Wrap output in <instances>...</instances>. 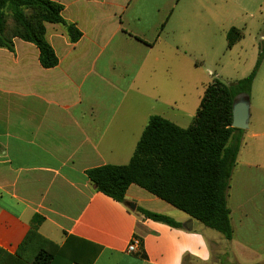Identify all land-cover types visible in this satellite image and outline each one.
Listing matches in <instances>:
<instances>
[{"label":"crops","instance_id":"obj_1","mask_svg":"<svg viewBox=\"0 0 264 264\" xmlns=\"http://www.w3.org/2000/svg\"><path fill=\"white\" fill-rule=\"evenodd\" d=\"M51 1L82 34L70 43L62 26L45 24L58 65L43 69L24 41L0 52L11 66L7 77L14 66L22 70L21 85L0 89V249L13 255L34 228L57 246L68 237L99 246L93 264H264V60L249 96H239L248 98L249 119L227 192L230 241L136 185L121 204L86 176L127 165L151 116L188 128L159 108L156 68L168 69L190 34L213 39L235 28V47L250 24L264 47V0ZM240 11L249 23L238 21ZM137 208L180 227L145 219ZM134 237L140 244L129 254Z\"/></svg>","mask_w":264,"mask_h":264},{"label":"trees","instance_id":"obj_2","mask_svg":"<svg viewBox=\"0 0 264 264\" xmlns=\"http://www.w3.org/2000/svg\"><path fill=\"white\" fill-rule=\"evenodd\" d=\"M62 11L63 6L51 0H0V49L13 53V41L18 39L36 47L43 69L56 67L58 58L46 40L45 24L62 26L70 43L82 36L75 24L64 20ZM240 36L239 30L231 28L226 34L227 48ZM262 60L264 47L259 48L245 78L231 84L213 79L188 128L151 116L127 165H105L86 172L95 190L124 204L127 189L136 185L230 241L227 192L244 133L231 127L232 105L237 97L249 96ZM136 211L145 219L180 227L165 215L142 208ZM100 250L75 237L57 246L31 228L13 255L0 249V264H93Z\"/></svg>","mask_w":264,"mask_h":264},{"label":"rangeland","instance_id":"obj_3","mask_svg":"<svg viewBox=\"0 0 264 264\" xmlns=\"http://www.w3.org/2000/svg\"><path fill=\"white\" fill-rule=\"evenodd\" d=\"M240 14L242 18L238 21L249 23L248 16H245L243 11H240ZM247 27L248 29L243 31L245 39L242 44L231 50L226 47L225 28L216 32L213 39L206 34L196 33L194 36L190 34V38L188 37L185 41L179 40L183 45L179 47L180 55L172 57V65H169L168 69L159 65L154 74L156 94L159 93V108L166 118L179 117L178 123L188 127L192 121L191 117L195 115L199 107L205 87L213 79H219L224 84H231L250 74L260 45L258 48L259 33L250 24H247ZM20 43L24 44L17 39L13 41L14 51ZM0 52L9 51L1 48ZM10 67L5 59H0V89L17 88L22 83L16 75L21 74L22 70H19L17 66H14L15 74L6 76L10 72L8 70ZM149 74L147 72L145 76ZM220 254L223 258L224 252ZM218 261L217 258V263Z\"/></svg>","mask_w":264,"mask_h":264},{"label":"water","instance_id":"obj_4","mask_svg":"<svg viewBox=\"0 0 264 264\" xmlns=\"http://www.w3.org/2000/svg\"><path fill=\"white\" fill-rule=\"evenodd\" d=\"M249 104L248 98L237 97L232 105V123L231 127L242 131L248 128L249 119ZM131 211L134 210V205L129 206Z\"/></svg>","mask_w":264,"mask_h":264},{"label":"built area","instance_id":"obj_5","mask_svg":"<svg viewBox=\"0 0 264 264\" xmlns=\"http://www.w3.org/2000/svg\"><path fill=\"white\" fill-rule=\"evenodd\" d=\"M140 241L137 238H132L127 246V253L132 254L135 253L137 247L139 246Z\"/></svg>","mask_w":264,"mask_h":264}]
</instances>
